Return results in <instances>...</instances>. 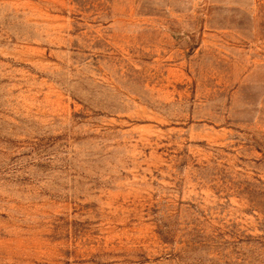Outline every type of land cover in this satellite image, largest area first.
Segmentation results:
<instances>
[{
    "label": "rangeland",
    "instance_id": "374dc122",
    "mask_svg": "<svg viewBox=\"0 0 264 264\" xmlns=\"http://www.w3.org/2000/svg\"><path fill=\"white\" fill-rule=\"evenodd\" d=\"M0 264H264V0H0Z\"/></svg>",
    "mask_w": 264,
    "mask_h": 264
}]
</instances>
